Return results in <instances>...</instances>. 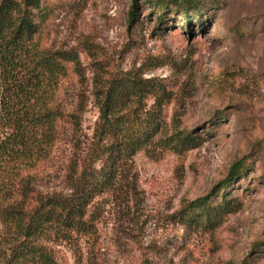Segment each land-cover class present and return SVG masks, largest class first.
I'll return each instance as SVG.
<instances>
[{
    "label": "rangeland",
    "instance_id": "374dc122",
    "mask_svg": "<svg viewBox=\"0 0 264 264\" xmlns=\"http://www.w3.org/2000/svg\"><path fill=\"white\" fill-rule=\"evenodd\" d=\"M161 1L137 0L135 19V0H42L33 10L37 48L67 60L45 94L58 114L55 141L19 168L32 197L71 191L99 117L100 74L155 78L170 99L158 137L179 126L200 140L125 160L116 190L89 208L93 232L47 240L54 264H264V0ZM242 158L240 175L222 186ZM9 172L0 168V184L20 190ZM225 193L240 205L218 224L184 223L182 209Z\"/></svg>",
    "mask_w": 264,
    "mask_h": 264
},
{
    "label": "trees",
    "instance_id": "16d2710c",
    "mask_svg": "<svg viewBox=\"0 0 264 264\" xmlns=\"http://www.w3.org/2000/svg\"><path fill=\"white\" fill-rule=\"evenodd\" d=\"M41 3L0 0V168L9 169L7 178L18 179L17 185H22L17 190L4 181L0 184V264H54L47 240L93 232L96 221L89 208L97 196L116 190L119 167L125 160L158 143L183 152L200 141L179 126L171 136L158 137L165 120L163 106L170 99L155 78L119 74L116 70L105 77L100 74L92 90L99 117L71 191L32 197L19 168L24 162L45 156L46 147L55 141L58 114L45 94L53 75L62 69L63 59L67 60L37 48L39 24L33 10ZM133 8L131 17L135 19L137 0ZM185 19L190 21L189 16ZM147 95L154 98L150 106L144 102ZM242 160L233 163L220 182L222 186L240 175ZM209 199V195L200 197L182 209L184 223L215 225L240 205L226 193L217 204Z\"/></svg>",
    "mask_w": 264,
    "mask_h": 264
}]
</instances>
